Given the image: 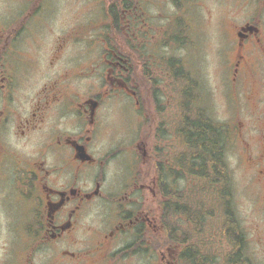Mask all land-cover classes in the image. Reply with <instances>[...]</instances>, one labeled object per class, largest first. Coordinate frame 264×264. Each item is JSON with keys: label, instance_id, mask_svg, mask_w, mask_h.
<instances>
[{"label": "flooded vegetation", "instance_id": "1", "mask_svg": "<svg viewBox=\"0 0 264 264\" xmlns=\"http://www.w3.org/2000/svg\"><path fill=\"white\" fill-rule=\"evenodd\" d=\"M183 4L7 0L5 13L0 6V214L15 232L14 259L18 247H29L17 264H37L40 256L44 264H151L155 255V264H181L186 246L197 264L215 263L198 245L167 239V184L199 178L201 160L188 156L198 137L185 133L184 118L198 119L210 96L194 74L184 78L179 52L194 46ZM263 20L250 16L236 25L223 72L226 100L244 119L233 165L227 124L229 178L243 165L264 210ZM171 45L180 49L176 56ZM184 84L194 107L187 113ZM213 158L207 173L216 178ZM226 200L224 262L234 256L252 264L231 191Z\"/></svg>", "mask_w": 264, "mask_h": 264}, {"label": "rangeland", "instance_id": "2", "mask_svg": "<svg viewBox=\"0 0 264 264\" xmlns=\"http://www.w3.org/2000/svg\"><path fill=\"white\" fill-rule=\"evenodd\" d=\"M7 0H0V6H3L5 13ZM10 3H17L18 0H9ZM183 21L188 29L187 43L191 46L183 47L179 52L183 55L184 69L197 78L201 87L208 90L210 96L204 97L200 102V108L205 109L213 121L222 124L232 125V145L228 152L229 162L235 164L236 151L243 149V142L238 139L237 135L242 128L240 121L243 118L234 114V107L229 105L230 99L226 100L225 93L229 92L225 72L223 69V55L229 41H233L236 25L243 23L250 16H260L264 19V0H184ZM264 21V20H263ZM91 37V36H89ZM170 55H175L180 50L174 45L168 47ZM191 50V51H190ZM174 57V56H173ZM96 63H93L95 69ZM185 71V72H186ZM186 74V73H185ZM185 85V84H184ZM232 109V110H231ZM240 128L239 130H237ZM237 137V138H236ZM230 143V142H229ZM228 161V158H226ZM232 204L236 219L241 220L244 233L247 236L246 253L252 264H264V210L257 201V190L250 184L243 175V165L232 167ZM199 181L195 179H184L179 187L191 188ZM249 182V183H248ZM190 191V190H188ZM201 193L194 189L193 195H197L199 200ZM217 196V194H215ZM213 192H206L202 197L209 199L207 210L211 214L205 217V224L202 231L195 234L192 229V238L190 244L198 245L200 255L209 253L215 254L217 258L214 264H225L223 262L225 253H229L230 246L227 243L224 232V223L227 214L221 206V200ZM262 196V193L260 192ZM208 197V198H207ZM216 197V200L213 199ZM215 202H214V201ZM257 201V202H256ZM217 202V207L215 203ZM216 207V208H215ZM2 225L0 226V264H17L21 262L23 254L28 250V246L18 247L20 251L18 259L13 252L17 248L15 243V232L7 227L6 216L0 214ZM184 225L183 221H178ZM192 228V227H191ZM179 231V230H178ZM22 253V254H21ZM157 256L151 257L152 263L155 264ZM14 260V261H13ZM37 264H44L43 256L35 260Z\"/></svg>", "mask_w": 264, "mask_h": 264}, {"label": "trees", "instance_id": "3", "mask_svg": "<svg viewBox=\"0 0 264 264\" xmlns=\"http://www.w3.org/2000/svg\"><path fill=\"white\" fill-rule=\"evenodd\" d=\"M185 81H187L185 75ZM185 100H184V111L185 113L192 112L194 107L191 104L190 92L188 90L190 87L185 85ZM200 114L198 119H193L191 115L184 118V130L185 133L188 132L189 135H197L198 140L191 139L189 142V159L190 160H201L199 166V178L191 188H194L200 192L201 196L199 200L196 199L197 195H193L194 189H189V187L179 188L177 184H167V217H168V230L167 239L174 242L189 243L192 238V229L195 234L202 231V226L205 224V217L207 214H211L210 210H207V205L209 206V199L202 197L206 192H213L217 194V198L221 200L222 209L225 213H229L228 204L226 197L231 190V181L229 178L228 165L225 160V150L228 145L226 141V131L222 124L217 123L205 115V110L200 108ZM194 153L195 157H192ZM213 154V156H211ZM209 157L214 159V170L216 178H212L208 172V159ZM192 161V162H193ZM184 168L186 171L192 172L196 171L195 166L190 163H184ZM190 190V191H188ZM216 197L213 198L216 200ZM208 198V197H207ZM214 201V200H213ZM215 202V201H214ZM217 207V202L215 203ZM215 207V208H216ZM178 221H183L184 225L178 223ZM192 227V228H191ZM178 230H182V235H179ZM224 234L226 230L224 228ZM240 232L238 226V221L232 222V238H236V233ZM181 237H179V236ZM240 240V238H238ZM192 246H186L183 261L181 264H197L194 260V253L191 251ZM199 264H207L203 259ZM225 264H241L240 260L236 257Z\"/></svg>", "mask_w": 264, "mask_h": 264}, {"label": "bare ground", "instance_id": "4", "mask_svg": "<svg viewBox=\"0 0 264 264\" xmlns=\"http://www.w3.org/2000/svg\"><path fill=\"white\" fill-rule=\"evenodd\" d=\"M172 75V74H171ZM159 81V80H158ZM185 88V87H184ZM157 152V151H156ZM159 179V178H158Z\"/></svg>", "mask_w": 264, "mask_h": 264}]
</instances>
